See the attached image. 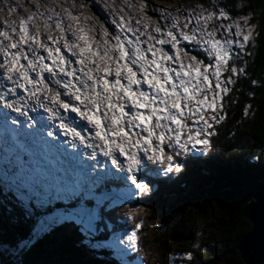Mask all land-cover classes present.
I'll use <instances>...</instances> for the list:
<instances>
[{"label": "snow or ice", "instance_id": "1", "mask_svg": "<svg viewBox=\"0 0 264 264\" xmlns=\"http://www.w3.org/2000/svg\"><path fill=\"white\" fill-rule=\"evenodd\" d=\"M31 3L27 16L5 3L0 17V200L34 222L13 245L20 255L62 236L89 253L111 241L117 264H132L138 213L125 214L130 232L114 236L110 224L129 201L243 199L251 170L221 165L213 174L208 157L225 97L247 77L238 62L251 55L248 16L225 24L231 14L219 0L177 14L148 0H50L43 11ZM252 221L248 249L264 260V204ZM178 259L192 264L194 254L167 257Z\"/></svg>", "mask_w": 264, "mask_h": 264}, {"label": "trees", "instance_id": "2", "mask_svg": "<svg viewBox=\"0 0 264 264\" xmlns=\"http://www.w3.org/2000/svg\"><path fill=\"white\" fill-rule=\"evenodd\" d=\"M164 1H174L180 6L204 3L209 7L215 2ZM219 6L232 15H251L257 27V37L248 49L251 55L238 62L246 68L247 77L239 78L233 91L225 97L227 117L217 126L218 135L211 138L208 167L213 174L221 165L228 166L229 171L237 174L251 170L250 189L243 193L245 196L238 202L230 196L216 197V193L195 194L168 205H163L158 198L129 201L125 207L138 206V211L142 212H135L136 209L132 208L127 210L138 213L135 218L137 222L142 224L145 220L147 227L152 223L151 237L149 232L144 238V245L139 243L140 256L135 255V258H139L136 261L139 264H168L169 255L180 257L188 251L194 254L192 264H195V260H199V264H247L239 250L252 228L246 207L254 200L255 194L264 195L261 182L264 173V0H219ZM253 79L257 81L255 86L251 84ZM250 93L254 96L250 97ZM246 104L251 106L247 115L244 114ZM147 210L150 211L149 215L141 217ZM121 212L119 209L112 213L110 223L115 224L118 218V225L126 228L129 225L124 222L125 214ZM33 226V221L15 214L7 203L0 201V264H51L59 260H73L77 264H117L116 259L109 256L110 251L103 249L86 253L72 248L70 241L62 236L41 241L30 252L20 255L13 245L27 237ZM193 243H198L199 249H193ZM146 246L155 251L149 253ZM177 264H181L179 259ZM260 264H264V261Z\"/></svg>", "mask_w": 264, "mask_h": 264}, {"label": "water", "instance_id": "3", "mask_svg": "<svg viewBox=\"0 0 264 264\" xmlns=\"http://www.w3.org/2000/svg\"><path fill=\"white\" fill-rule=\"evenodd\" d=\"M253 201L248 204L246 207L247 212V219L252 223V228L249 233L253 232L256 228V225L253 224V220L258 218V213L260 211V205L264 204V195L262 193H257L253 197ZM249 233L245 236L244 240L241 242L239 246V250L241 252V255L245 261V263L249 264H260L264 260L259 259V253L258 251L256 253H253L252 249H248L251 246V241L253 239L252 236H249ZM249 236V237H248Z\"/></svg>", "mask_w": 264, "mask_h": 264}, {"label": "rangeland", "instance_id": "4", "mask_svg": "<svg viewBox=\"0 0 264 264\" xmlns=\"http://www.w3.org/2000/svg\"><path fill=\"white\" fill-rule=\"evenodd\" d=\"M65 2L66 3H69V0H65ZM79 2V0H77V3ZM148 2H149V4L151 5V4H154V5H156L157 6V8H158V6H164V7H166V8H169V9H171V10H176L178 7H180V8H187V6H189V5H183V6H180V5H177L175 2H172V1H164V0H148ZM117 3H119V0H117ZM133 4H135L136 2H132ZM1 9H3V8H1ZM4 11V10H3ZM57 11H60V10H58L57 9ZM24 13H26L27 15H28V13L27 12H24ZM3 16V14L1 13L0 14V17H2ZM14 16V18L16 19V20H18L16 17V15H13ZM4 17V16H3ZM13 18V17H12ZM245 57H247V56H245ZM137 207L138 206H134V207H123V209H120V210H122V212H121V214L123 215V214H126L128 211L127 210H129L130 208H134V210H135V212H138V213H142L141 212V210H139L138 211V209H137ZM119 210V209H118ZM148 212H150V211H146L144 214V216L142 215L141 217H144L145 218V216L146 215H149V213ZM138 219V218H137ZM129 221V220H128ZM148 221H151V220H148ZM147 221H145L144 220V222L142 223V229L141 230H139V233H138V240H139V243L140 244H142V245H144L143 244V242H144V238L146 237V236H148V233H149V237H151V232H152V230H151V228L150 227H152L151 225H152V223L150 222V224H149V226L147 227ZM155 224H157V222L155 221ZM156 228L158 229V226H156ZM122 233H124V231H121L120 233H117L118 235H121ZM118 235H116V236H118ZM111 243V242H110ZM146 247H148L149 248V253L152 251V252H154L155 250L153 249V248H151L150 246H146ZM1 250V249H0ZM135 255H138V256H140V252H139V254H136V253H131V252H129L128 253V256L130 257V258H132V257H134V258H132V259H134L135 261H139V258H135ZM148 256V255H147ZM134 264H136L137 262H133Z\"/></svg>", "mask_w": 264, "mask_h": 264}, {"label": "bare ground", "instance_id": "5", "mask_svg": "<svg viewBox=\"0 0 264 264\" xmlns=\"http://www.w3.org/2000/svg\"><path fill=\"white\" fill-rule=\"evenodd\" d=\"M40 2H41V5H42L41 10L43 11V5L46 4V3H49L50 0H40ZM5 3H7V4H9V5H15V6H17L18 8H20L21 13H22L24 16H27V14L24 13L23 8H22V4H24L23 6H30V7H32L33 9L35 8V5L31 3V0H23V1H22V0H0V4L3 5V4H5ZM68 4H69V3H68ZM58 10H60V9L58 8ZM175 12H176V11H173V13H175ZM3 16H6V15L3 14ZM3 16H2V17H3ZM13 19H15L14 16H13ZM118 226H121V225H118ZM121 227H122V226H121ZM127 259L131 260L132 262H136V261H134L133 259H131L129 256L127 257ZM136 264H139V263L137 262Z\"/></svg>", "mask_w": 264, "mask_h": 264}]
</instances>
